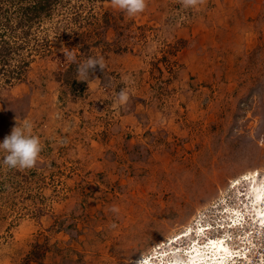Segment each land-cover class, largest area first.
Here are the masks:
<instances>
[{"label": "rangeland", "instance_id": "1", "mask_svg": "<svg viewBox=\"0 0 264 264\" xmlns=\"http://www.w3.org/2000/svg\"><path fill=\"white\" fill-rule=\"evenodd\" d=\"M35 30L23 80L0 76V264L226 234L264 186V0H63Z\"/></svg>", "mask_w": 264, "mask_h": 264}, {"label": "bare ground", "instance_id": "2", "mask_svg": "<svg viewBox=\"0 0 264 264\" xmlns=\"http://www.w3.org/2000/svg\"><path fill=\"white\" fill-rule=\"evenodd\" d=\"M258 175L259 172L255 170L251 174L246 173L242 177L251 180L253 183ZM237 184H240V181L235 182L234 185ZM249 199L252 200V203H242L245 206L241 204L232 211H230V208L226 210L227 213L233 215L232 219L224 225L219 223L220 226H218L225 229L226 234L208 235L210 229L213 228L212 225H208L210 223L199 226L189 225L186 229L170 236L167 240L161 241L147 254L136 258L134 264H157L156 262L158 264H255L257 263L255 259L257 253L261 256L259 264H264V252H261L260 248L263 245L262 242H264V186L258 185L256 187L255 185ZM243 229L245 230L244 235L239 236L241 242L238 239L239 244L233 247L232 243L235 237L232 236L231 231ZM192 235L195 238H193L191 246L182 248L179 242L183 238ZM167 244L171 247L163 250V245Z\"/></svg>", "mask_w": 264, "mask_h": 264}, {"label": "trees", "instance_id": "3", "mask_svg": "<svg viewBox=\"0 0 264 264\" xmlns=\"http://www.w3.org/2000/svg\"><path fill=\"white\" fill-rule=\"evenodd\" d=\"M63 0H0V76L5 84L23 80L35 29L52 16ZM79 83V82H76Z\"/></svg>", "mask_w": 264, "mask_h": 264}]
</instances>
